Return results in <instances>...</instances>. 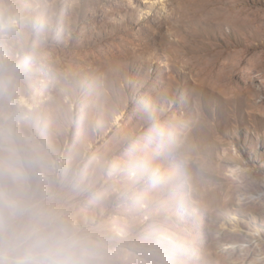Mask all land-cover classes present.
<instances>
[{
	"label": "rangeland",
	"instance_id": "obj_1",
	"mask_svg": "<svg viewBox=\"0 0 264 264\" xmlns=\"http://www.w3.org/2000/svg\"><path fill=\"white\" fill-rule=\"evenodd\" d=\"M4 9L24 22L0 39V166L28 199L108 264H264V0Z\"/></svg>",
	"mask_w": 264,
	"mask_h": 264
},
{
	"label": "clouds",
	"instance_id": "obj_2",
	"mask_svg": "<svg viewBox=\"0 0 264 264\" xmlns=\"http://www.w3.org/2000/svg\"><path fill=\"white\" fill-rule=\"evenodd\" d=\"M23 22L18 12L0 10V39ZM0 175L14 186L0 187V264H108L106 237L26 197L22 164L9 161Z\"/></svg>",
	"mask_w": 264,
	"mask_h": 264
}]
</instances>
